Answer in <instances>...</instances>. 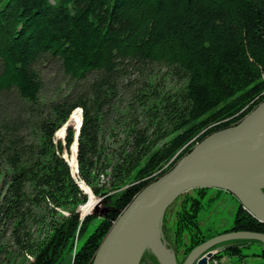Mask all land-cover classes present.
Instances as JSON below:
<instances>
[{"label": "trees", "instance_id": "1", "mask_svg": "<svg viewBox=\"0 0 264 264\" xmlns=\"http://www.w3.org/2000/svg\"><path fill=\"white\" fill-rule=\"evenodd\" d=\"M42 59L86 86L40 115ZM0 93L33 108L0 118V264L7 240L28 264H92L144 187L264 101V0H0ZM68 119L80 124L76 154L70 127L63 142L54 139ZM196 190L173 232L178 243L187 238L186 254L217 235L264 234L240 205L228 229L203 234L198 216L210 189ZM93 196L106 213L82 217ZM251 243L264 264L258 241L217 245L213 258L242 257Z\"/></svg>", "mask_w": 264, "mask_h": 264}, {"label": "water", "instance_id": "2", "mask_svg": "<svg viewBox=\"0 0 264 264\" xmlns=\"http://www.w3.org/2000/svg\"><path fill=\"white\" fill-rule=\"evenodd\" d=\"M66 127L67 123L64 124ZM74 144L76 154L77 134ZM235 158L264 163V101L237 125L205 137L167 173L144 187L112 225L95 253L92 264H138L142 240L154 220L160 215L162 217L165 209L177 197L196 189L230 193L254 219L264 223V208L260 210L262 217H259L242 199L244 189L248 186L222 168L224 162ZM257 195L264 199V192L258 191ZM238 240L258 241L264 245V234L229 232L217 235L198 246L184 264H207L214 259V247Z\"/></svg>", "mask_w": 264, "mask_h": 264}, {"label": "rangeland", "instance_id": "3", "mask_svg": "<svg viewBox=\"0 0 264 264\" xmlns=\"http://www.w3.org/2000/svg\"><path fill=\"white\" fill-rule=\"evenodd\" d=\"M35 70L40 76L42 82V89L38 102L39 104L36 108L37 114L40 115L47 113L48 104L51 102L65 96H76L79 94L81 89L86 86L85 83H81L76 86L73 81L64 76L60 64L52 59H42L36 64ZM155 71H157L156 67H150L148 72L153 73ZM120 99L123 104L128 101L127 95L120 96ZM31 111H33V108L30 110L29 107H23L15 94L5 95L0 93V118L7 117L8 115L12 117L17 115L23 117L26 115V117H28L30 116V113H32ZM76 111L80 114L81 123L82 111L79 108L76 109ZM67 124L68 127L64 128V125L61 127L64 130L61 138H57L55 133L54 139L56 141L63 142L66 129L69 127L74 131L75 137L79 126L77 128L73 126L72 123L69 122V119ZM69 153L70 149L68 153H64L63 157L65 154ZM198 194L199 192L197 190H192L180 195L165 209L162 215L160 228L161 242L166 250L172 255L174 264H184L188 256L196 249L194 248L186 254L185 248L188 245L187 238L184 236L182 242L178 243L175 241L173 232L177 217L181 212L182 205L184 204V200L196 198L198 197ZM93 198L95 199L94 208L85 214L86 216L96 215L100 218L104 216L107 209L98 198H95L94 196ZM239 205L242 207L237 198L230 193L225 191L217 192L216 190L210 189L202 200L203 208L198 216V224L201 232L203 234L213 235L217 232L220 233L223 230L228 229L233 223L234 215ZM81 215H83L82 212ZM5 247L6 254L1 257L4 264H28L30 261L27 256L23 259V256L15 249L9 240L5 242ZM219 249L221 251L223 248ZM214 251H217L215 253L216 255L219 250L215 249ZM240 251L242 257L228 256L224 252H221L215 259L211 260L207 264H215V261L218 264H258L262 262L259 257L261 254V246L258 243H251L249 246L241 248ZM68 262L69 259H66L63 264H67ZM138 264H159V262L151 253L144 252L141 254Z\"/></svg>", "mask_w": 264, "mask_h": 264}, {"label": "bare ground", "instance_id": "4", "mask_svg": "<svg viewBox=\"0 0 264 264\" xmlns=\"http://www.w3.org/2000/svg\"><path fill=\"white\" fill-rule=\"evenodd\" d=\"M222 168L248 186L244 189L242 199L248 208L262 217L260 210L264 208V199L257 194L258 191H264V163L247 158H235L224 162ZM161 218V215L158 216L146 232L142 240L141 252L151 253L159 264H174L172 255L161 242Z\"/></svg>", "mask_w": 264, "mask_h": 264}, {"label": "built area", "instance_id": "5", "mask_svg": "<svg viewBox=\"0 0 264 264\" xmlns=\"http://www.w3.org/2000/svg\"><path fill=\"white\" fill-rule=\"evenodd\" d=\"M216 251L213 252V255H215ZM215 264H218L216 261H215Z\"/></svg>", "mask_w": 264, "mask_h": 264}]
</instances>
